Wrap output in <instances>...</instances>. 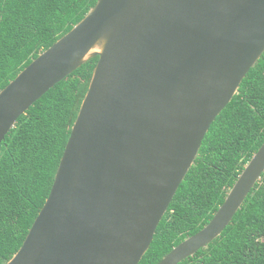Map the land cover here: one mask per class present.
Segmentation results:
<instances>
[{"label": "water", "instance_id": "obj_1", "mask_svg": "<svg viewBox=\"0 0 264 264\" xmlns=\"http://www.w3.org/2000/svg\"><path fill=\"white\" fill-rule=\"evenodd\" d=\"M263 53L264 0H97L0 90L1 144L50 88L99 57L50 194L4 264H139ZM263 173L264 142L209 223L158 264L220 236Z\"/></svg>", "mask_w": 264, "mask_h": 264}, {"label": "trees", "instance_id": "obj_2", "mask_svg": "<svg viewBox=\"0 0 264 264\" xmlns=\"http://www.w3.org/2000/svg\"><path fill=\"white\" fill-rule=\"evenodd\" d=\"M96 2L1 0L0 90ZM98 59L50 88L0 144V264L22 246L50 194ZM263 142L264 53L210 126L139 264H158L209 223ZM179 264H264V173L221 235Z\"/></svg>", "mask_w": 264, "mask_h": 264}]
</instances>
